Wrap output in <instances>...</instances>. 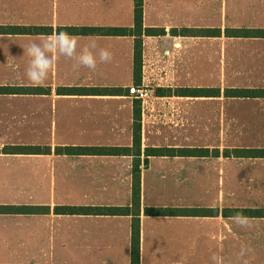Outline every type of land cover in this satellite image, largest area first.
<instances>
[{
  "label": "crops",
  "instance_id": "crops-1",
  "mask_svg": "<svg viewBox=\"0 0 264 264\" xmlns=\"http://www.w3.org/2000/svg\"><path fill=\"white\" fill-rule=\"evenodd\" d=\"M135 8L136 0H0V26L48 28L33 34H0V86L37 89L0 94V205L50 208L45 213H0V264H131L133 212L64 215L56 208L132 209L136 163L141 170V264H210L207 259L224 254L235 264H255V251L264 252V217H247L248 226L242 227L234 216L223 213L224 209H261L251 203L246 188V196H241L239 187L249 182L264 187V161L241 162L242 156L225 155L223 143L225 133L233 136L235 128H225V121L233 122L227 106L242 99L227 96L226 91L264 87L205 82L198 96L176 92L193 89L195 74L264 73V53L255 61L250 55L248 61L247 57L238 61L233 52L227 59L225 45L264 42V37L238 34L264 30V0H143V27L154 32L142 36L139 83L132 35H72L81 46L95 43L108 48L114 58L93 71L73 70L75 61L61 57L45 85L27 81L29 57L24 46L62 27L132 29ZM195 29L200 33H193ZM246 68L253 71L243 72ZM135 84L151 89L149 105L143 106L129 93ZM243 99L264 104V98ZM137 105L139 152L134 141ZM258 111L256 116L263 121L264 110ZM21 145L43 150L3 152L4 147ZM65 146L129 151L59 153L57 149ZM149 148L208 152L159 156L149 155ZM149 208L220 212L160 216L148 214Z\"/></svg>",
  "mask_w": 264,
  "mask_h": 264
},
{
  "label": "trees",
  "instance_id": "trees-1",
  "mask_svg": "<svg viewBox=\"0 0 264 264\" xmlns=\"http://www.w3.org/2000/svg\"><path fill=\"white\" fill-rule=\"evenodd\" d=\"M143 0H136L135 8V27L130 29L127 27H62L59 32H67L70 35H132L135 40V78L136 82H140L141 69L143 63V43L142 36L144 33L152 34L154 30L144 29L143 27ZM47 27H21V26H0V34H33L47 32ZM193 33H200V30H193ZM243 36L247 37H264V30H245ZM35 88L17 87V86H0V94H24L36 91ZM185 94L198 96L202 91L200 89H184L181 91ZM227 96L239 98H264V88H236L226 91ZM141 109L137 105L135 108V133L134 141L135 148L140 151L141 148ZM43 149L39 146H7L4 147L5 153H40ZM59 153L63 154H122L128 152V148L118 147H59ZM208 150L203 148H149V155H186V156H201L207 153ZM225 155L234 154L238 157H253L264 158V148H236L233 152L226 150ZM141 170L138 164H135V182H134V206L128 207H77V206H60L56 208L57 213L64 215L73 214H90V215H127L134 213L133 232H132V260L131 264H141V230H140V205H141ZM49 207H28V206H1L0 213L8 214H30V213H45L49 211ZM219 209L208 208H157L147 210L150 215L160 216H204L218 214ZM224 216H236L237 213L244 217H264V209L258 208H234L224 209Z\"/></svg>",
  "mask_w": 264,
  "mask_h": 264
},
{
  "label": "rangeland",
  "instance_id": "rangeland-1",
  "mask_svg": "<svg viewBox=\"0 0 264 264\" xmlns=\"http://www.w3.org/2000/svg\"><path fill=\"white\" fill-rule=\"evenodd\" d=\"M242 31H239L238 34H242ZM227 59L229 58L230 53H234L237 57V60L243 59L244 57H247L246 60L248 61V56L250 55V59L252 61L258 60L260 58V53H264V42L259 43H253L250 42H240L235 41L232 43L231 41H228L227 44ZM197 52L200 51L199 45L194 48ZM257 50V51H255ZM251 52V53H250ZM230 69V67L228 68ZM248 71L247 68L243 72ZM253 70H249L248 72H252ZM203 78V80L201 79ZM193 84V89H199L201 84H205V82H212V84L220 86L221 82L225 83L227 85L228 83H232L233 85H236L237 87H249V85L255 86L256 84H259V87H264V73H240L237 75L231 74V73H224L223 75L220 73L216 74H208V75H200L195 74L192 77L191 80ZM195 87V88H194ZM192 88V87H191ZM260 101L254 102L250 101L248 99H238L237 102H234L231 105L227 106V113L231 114L233 113V122L231 121H225V128L229 127L230 125H234V132L232 133L233 136H228L227 133H225L224 138V150L233 152L235 148H264V130L260 127L264 126V120L262 121L260 117L262 116H256L257 109L258 112H261V110H264V104L260 106ZM231 106V107H230ZM261 109V110H260ZM256 110V111H255ZM264 112V111H263ZM260 115V114H258ZM229 131V130H227ZM240 161H249V162H257V161H264L263 159H257V158H240ZM249 186L239 187V193L241 196H246L244 194V188L248 190L247 197L250 198L251 203H254L256 206H261V209H264V202H260L261 199L264 197V192L262 186L259 187L258 184L249 182ZM255 184V185H251ZM249 193V194H248ZM257 228V227H256ZM260 245V244H259ZM247 253V251H246ZM251 253V251H250ZM248 254V253H247ZM249 255V254H248ZM251 255V254H250ZM249 255V256H250ZM255 260L253 262L255 264H264V252L256 250L255 251ZM241 257V256H240ZM240 257L238 255V259L240 260ZM219 258V257H218ZM242 258V257H241ZM223 260L222 262L224 264H235L232 260H235L227 255H223V258H220ZM209 261H206L210 264H215L213 257L207 259Z\"/></svg>",
  "mask_w": 264,
  "mask_h": 264
},
{
  "label": "clouds",
  "instance_id": "clouds-1",
  "mask_svg": "<svg viewBox=\"0 0 264 264\" xmlns=\"http://www.w3.org/2000/svg\"><path fill=\"white\" fill-rule=\"evenodd\" d=\"M24 54L29 57L25 68V77L34 86H43L47 83L61 57L75 61L73 70L85 67L93 71L98 64L109 63L114 58L113 52L108 48H98L95 43L81 46L75 36L67 32L55 31L38 42H30L24 46ZM232 219L242 227L248 226V218L240 213H237ZM243 254L244 250L241 252V255ZM213 260L215 264H223L218 257L214 256Z\"/></svg>",
  "mask_w": 264,
  "mask_h": 264
},
{
  "label": "built area",
  "instance_id": "built-area-1",
  "mask_svg": "<svg viewBox=\"0 0 264 264\" xmlns=\"http://www.w3.org/2000/svg\"><path fill=\"white\" fill-rule=\"evenodd\" d=\"M129 93L140 100L143 106L149 105L151 100V89L146 85H132L129 87Z\"/></svg>",
  "mask_w": 264,
  "mask_h": 264
}]
</instances>
